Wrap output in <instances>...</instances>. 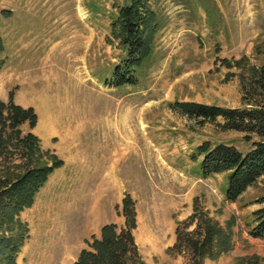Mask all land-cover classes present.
I'll return each mask as SVG.
<instances>
[{"label":"rangeland","instance_id":"1","mask_svg":"<svg viewBox=\"0 0 264 264\" xmlns=\"http://www.w3.org/2000/svg\"><path fill=\"white\" fill-rule=\"evenodd\" d=\"M131 2L0 0V101L33 107L36 123L16 130L38 138L37 163L61 161L19 213L16 231L27 236L16 264H74L108 224L130 231L137 253L127 264H264V240L248 232L264 175L232 202L229 172L200 170L202 145L247 152L251 142L221 116L178 106L251 103L254 68L264 64V0H149L155 31L132 67L137 82L114 86L129 52L112 24ZM15 153L0 155V176L22 171ZM206 222L231 228L228 248L174 247L178 228L207 240Z\"/></svg>","mask_w":264,"mask_h":264},{"label":"trees","instance_id":"2","mask_svg":"<svg viewBox=\"0 0 264 264\" xmlns=\"http://www.w3.org/2000/svg\"><path fill=\"white\" fill-rule=\"evenodd\" d=\"M148 1L132 0L130 4L120 6L113 21V34L129 52L128 59L124 61L126 63L114 69V86L137 82L132 67L146 55L151 43L147 35L155 31L154 13L149 9ZM4 49V41L0 37V53ZM1 65L0 59V68ZM254 69L258 78L251 82L250 91L246 94V99L251 103L245 100L244 108H225L199 102L178 104L182 112L197 117L216 121L221 116L226 127L245 132V140L251 142L252 147L247 152L228 144L212 148L205 144L199 148L203 154L200 163L203 176L229 172L226 197L232 202L264 175V64ZM252 94L258 95L260 99ZM24 121H28L32 126L36 123L37 114L33 107L24 108L12 99L8 102L0 101V155L7 159V156H13L18 151L24 159V162L18 165L24 166L22 171L15 174L7 170L4 177L0 176V230H4L0 231V264H16L17 255L27 236L23 231H16L17 226H23L19 213L34 203L40 187L48 180L53 169L61 163L56 157L53 160L55 163L52 164L37 163L38 138L31 132L22 135L20 130H16ZM259 203L263 206L253 212L254 220L248 232L252 237L264 240V196ZM208 221L211 222L210 219ZM209 222L205 223L207 240L200 243L199 237H195L200 235L199 230L191 235L178 228L174 247L179 250L181 247L187 248L190 247V241H194L192 250L195 252L196 247L198 250L212 241V246L217 243L219 248H228L231 244V228L225 230ZM92 247L83 251L80 259L74 264H127L131 259L127 254L137 253L130 231H117L113 224L102 228V237L96 238Z\"/></svg>","mask_w":264,"mask_h":264}]
</instances>
